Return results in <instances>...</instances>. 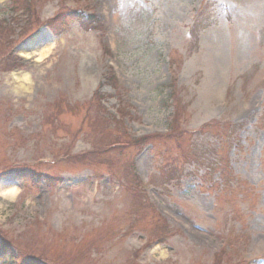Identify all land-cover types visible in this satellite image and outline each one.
I'll return each mask as SVG.
<instances>
[{"label":"rangeland","instance_id":"obj_1","mask_svg":"<svg viewBox=\"0 0 264 264\" xmlns=\"http://www.w3.org/2000/svg\"><path fill=\"white\" fill-rule=\"evenodd\" d=\"M59 1L40 10V22L56 14ZM12 6L13 0H0V22H11L16 32L4 51L13 46L25 67L6 71L8 58L2 59L0 44V185L19 188L13 199L4 197L6 187L0 189V233L12 243L10 251L27 246L48 264L81 252L90 259L79 264H134L133 253L147 235L165 227L172 239L151 246L138 264H214L228 235L234 236L236 250L228 254L230 262L221 264H238L239 258L264 264V0H70L61 8L95 13L106 31L85 32L70 19L58 27L63 31L58 38L50 30L37 32L38 20L29 25L22 10ZM194 29L196 40L189 34ZM107 45L115 58L105 56ZM24 52L41 62L25 59ZM41 53L46 54L42 59ZM171 56L182 61L180 70L172 68ZM111 63L121 79L122 104L105 87L107 116L86 121L85 110L73 107L92 99ZM173 74L185 112L182 137L110 152L86 171L79 170L85 168L81 164H37L67 149L68 132H83L74 153L88 151L90 144H111L110 114L117 115L121 105L130 114L124 123L132 137L167 133ZM23 76L32 85L26 86L28 97L18 91ZM60 101L62 109L54 107ZM227 123L238 126L235 138ZM17 144L21 147L12 149ZM161 157L162 166H180L181 184L158 182ZM133 158L148 198L123 171L126 159L128 164ZM227 158L236 178L253 186L256 197L231 175L222 192L207 190L209 177L218 180L222 176L216 172H229ZM33 165L52 175L66 172L64 182L26 193L15 171ZM12 166V173L5 172ZM122 184L128 190L121 191ZM234 213L242 214L240 221ZM131 229L138 232L125 239Z\"/></svg>","mask_w":264,"mask_h":264},{"label":"trees","instance_id":"obj_2","mask_svg":"<svg viewBox=\"0 0 264 264\" xmlns=\"http://www.w3.org/2000/svg\"><path fill=\"white\" fill-rule=\"evenodd\" d=\"M13 2H14V7L16 8V9H21V10H23V11H25V12H32L33 10H34V1L33 0H13ZM71 17V15H69V16H65V15H63L62 16V22H64V21H66V18H70ZM72 18V17H71ZM59 19H61V18H59ZM80 23L83 25V26H85V27H87L88 25H94V23H95V21L93 20V17H91L90 19H88V21H85V22H83V21H80ZM142 142L143 143H149L150 142V139H148V138H146V139H143L142 140ZM100 152L98 151V152H93V153H91L90 154V157L92 158V159H99L100 158ZM77 159V158H76ZM79 161H82V162H84V163H92V161L91 160H89L88 158H87V156H84V157H82V158H79L78 159ZM31 177H32V179L34 180V182H37L38 180H37V176L36 175H32L31 174ZM27 179V178H26ZM3 247V246H2ZM4 247L2 248V251H1V255H4L3 253H4ZM10 260H12L13 261V258H10ZM25 264H41V261H34V260H30V261H28L27 263H25Z\"/></svg>","mask_w":264,"mask_h":264},{"label":"bare ground","instance_id":"obj_3","mask_svg":"<svg viewBox=\"0 0 264 264\" xmlns=\"http://www.w3.org/2000/svg\"><path fill=\"white\" fill-rule=\"evenodd\" d=\"M47 32V31H46ZM51 51V48L49 47V48H47L43 53H49ZM25 54H28V55H31L32 53H27V52H24ZM44 55H46V54H38V57L40 58V59H42V58H44ZM22 80H23V84L25 85V86H28L30 89L32 88V85H31V81L28 79V78H26V77H22ZM6 187V185H4V184H1L0 185V189L1 188H5ZM3 195H4V197L6 198V199H13V198H15L17 195H18V193H19V190H18V187L17 186H15V185H8L7 187H6V190H4L3 192Z\"/></svg>","mask_w":264,"mask_h":264}]
</instances>
